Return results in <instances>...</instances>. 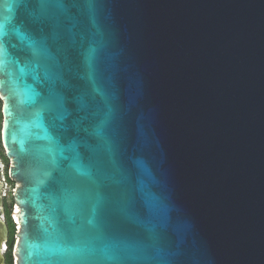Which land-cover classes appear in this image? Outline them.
Returning a JSON list of instances; mask_svg holds the SVG:
<instances>
[{
    "label": "water",
    "instance_id": "water-1",
    "mask_svg": "<svg viewBox=\"0 0 264 264\" xmlns=\"http://www.w3.org/2000/svg\"><path fill=\"white\" fill-rule=\"evenodd\" d=\"M29 14L36 6L17 2L6 27L23 30ZM59 14L62 44L86 49L103 33L94 84L63 47L49 62L101 115L96 89L109 98L111 145L88 141L81 177L61 152L74 117L37 118L39 101L0 88L13 264H264V0H101L94 15L69 2ZM4 189L0 176V212ZM141 189L163 205L151 232L146 211L144 223L123 211Z\"/></svg>",
    "mask_w": 264,
    "mask_h": 264
},
{
    "label": "snow or ice",
    "instance_id": "snow-or-ice-1",
    "mask_svg": "<svg viewBox=\"0 0 264 264\" xmlns=\"http://www.w3.org/2000/svg\"><path fill=\"white\" fill-rule=\"evenodd\" d=\"M17 2L36 6V14H29L22 21L23 30L17 29L14 24L6 27V23L12 20L10 14ZM69 2L94 15L96 5L101 0H0V3H3V8H0V74L6 77L0 79V88H7L10 96L21 97L22 103L36 104L39 101L40 107L35 112L37 118L42 112H46L55 124L57 119L74 117L71 127L60 129V136L66 146L61 152L70 153L69 157H65L70 160V168L75 169L81 177L90 179L92 175L90 166L82 163V149L89 146V140L111 145L108 128L112 114L110 100L101 90L96 89L104 97V104L107 107V111L101 115L95 98L86 99L85 93L78 86H69L65 79L66 75L57 71L59 62L53 64L49 61L55 58L54 50L63 47L67 63L74 65L81 57L83 58L88 79L94 84L93 75L103 44V33L97 32L99 40H94L86 49L76 50L71 44H62L58 16ZM5 11L9 15L5 16ZM9 35L23 45L21 49L23 59L10 56L5 41V37ZM82 113L84 115H81ZM141 192V201L133 203L123 211L136 223H144L139 219L137 209L141 212L146 211L150 219L145 226L151 232L153 228L148 225L164 220L163 205L152 192L146 189H141ZM16 210L19 212V208Z\"/></svg>",
    "mask_w": 264,
    "mask_h": 264
},
{
    "label": "rangeland",
    "instance_id": "rangeland-1",
    "mask_svg": "<svg viewBox=\"0 0 264 264\" xmlns=\"http://www.w3.org/2000/svg\"><path fill=\"white\" fill-rule=\"evenodd\" d=\"M0 106H1V101H0ZM1 121V120H0ZM0 152H1V163H0V176L3 178V176L6 178V174H8V160L6 159L5 155H4V151L0 142ZM14 187V183L12 181H8L7 184L5 185V189H4V197H5V202H6V209H5V213H9V215L12 212V205H13V201H12V190ZM7 215V214H6ZM13 245H14V237L11 241V243L9 244V250L8 252L12 254L13 251ZM10 264L13 263V255L11 256V260H10Z\"/></svg>",
    "mask_w": 264,
    "mask_h": 264
},
{
    "label": "flooded vegetation",
    "instance_id": "flooded-vegetation-1",
    "mask_svg": "<svg viewBox=\"0 0 264 264\" xmlns=\"http://www.w3.org/2000/svg\"><path fill=\"white\" fill-rule=\"evenodd\" d=\"M1 119H2V116H1V113H0V120ZM0 123H1V121H0ZM0 155H1V152H0ZM0 163H1V157H0ZM3 181L5 182V185H6L8 181H12V180L9 179V177H7V176H6V178L3 176ZM5 209H6V202H5V197L3 196V211L0 212V215L3 216L2 219L7 225V228H8V239L5 242V247L3 248L2 254H3V264H9V262L11 260V256L13 255V253L12 254H11V252L9 253L8 250H9V244H10V237H12V236L14 237L15 223L13 222L11 214L9 215V217L6 215ZM11 230H13V232H11Z\"/></svg>",
    "mask_w": 264,
    "mask_h": 264
},
{
    "label": "trees",
    "instance_id": "trees-1",
    "mask_svg": "<svg viewBox=\"0 0 264 264\" xmlns=\"http://www.w3.org/2000/svg\"><path fill=\"white\" fill-rule=\"evenodd\" d=\"M6 176L8 177V174H6ZM6 214H7V216L9 217V213L6 212ZM11 232H13V230H11ZM12 239H13V236L10 237V243H11ZM10 263H11V262H9V264H10Z\"/></svg>",
    "mask_w": 264,
    "mask_h": 264
},
{
    "label": "built area",
    "instance_id": "built-area-1",
    "mask_svg": "<svg viewBox=\"0 0 264 264\" xmlns=\"http://www.w3.org/2000/svg\"><path fill=\"white\" fill-rule=\"evenodd\" d=\"M3 179V178H2Z\"/></svg>",
    "mask_w": 264,
    "mask_h": 264
}]
</instances>
